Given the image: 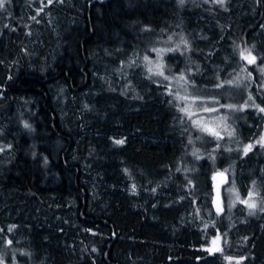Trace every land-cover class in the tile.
Segmentation results:
<instances>
[{
	"label": "trees",
	"instance_id": "trees-1",
	"mask_svg": "<svg viewBox=\"0 0 264 264\" xmlns=\"http://www.w3.org/2000/svg\"><path fill=\"white\" fill-rule=\"evenodd\" d=\"M169 36L174 72L236 94L230 140L200 148L139 63ZM261 109L264 0H3L0 263L264 264Z\"/></svg>",
	"mask_w": 264,
	"mask_h": 264
},
{
	"label": "rangeland",
	"instance_id": "rangeland-1",
	"mask_svg": "<svg viewBox=\"0 0 264 264\" xmlns=\"http://www.w3.org/2000/svg\"><path fill=\"white\" fill-rule=\"evenodd\" d=\"M213 2L219 3V0H213ZM179 25L183 27L186 26V23L181 22ZM184 44V38L176 40V38H171L170 36L160 42H150L145 47L142 56H139L138 61L144 68L148 69L149 76L156 80L157 83L166 85L170 90L175 89L176 99L181 109L185 112L190 130L194 135L193 138L197 140L196 142L200 148L210 147V145L206 144L214 139L227 138L230 140L234 137V130L228 120L232 113L231 104L237 101V96L235 93L230 92L227 94L226 102H224L220 99V96L225 92H219L217 87L210 90L202 88L201 92L193 88L194 84L191 81L189 69L183 68L180 72H174L177 65L169 62V64H166V61H169L170 56L173 53L175 54V51L183 48ZM161 72L163 75L158 74ZM236 79H231L229 82H232L231 84L233 85L243 82L241 76ZM262 138H264V129L258 139V143L264 146ZM226 175V172L218 171L213 178L216 189L219 187L217 190L220 192V196H223L222 191L224 189H226L227 194L232 191V187L228 186L226 188L225 186L222 187L223 184L220 185L221 177ZM252 196L251 194L249 199H247L249 208L253 207L250 205L255 206V203L251 200L252 198H250ZM222 201H224V198Z\"/></svg>",
	"mask_w": 264,
	"mask_h": 264
},
{
	"label": "water",
	"instance_id": "water-1",
	"mask_svg": "<svg viewBox=\"0 0 264 264\" xmlns=\"http://www.w3.org/2000/svg\"><path fill=\"white\" fill-rule=\"evenodd\" d=\"M226 180L227 178L225 176H222L220 179V185L224 184ZM217 189H219V187ZM216 204H217L218 210H220L221 208L220 196L217 197ZM224 249H225L224 239H223V236L219 233L215 235L214 237H212L209 243L203 247V250L209 252L211 256L214 255L215 253H222Z\"/></svg>",
	"mask_w": 264,
	"mask_h": 264
},
{
	"label": "snow or ice",
	"instance_id": "snow-or-ice-1",
	"mask_svg": "<svg viewBox=\"0 0 264 264\" xmlns=\"http://www.w3.org/2000/svg\"><path fill=\"white\" fill-rule=\"evenodd\" d=\"M219 2H223V0H219ZM3 6V0H0V7ZM241 56L242 58L244 59H247L249 63H253L254 62V57H251V54L248 53V55H245L244 51L241 52ZM160 75H163V73H158ZM231 107V106H229ZM261 111H264V109H261ZM218 135V134H217ZM262 141H264V138H262ZM117 143H123V141H117ZM248 148L250 149L251 148V145L248 146ZM250 206H254V205H250Z\"/></svg>",
	"mask_w": 264,
	"mask_h": 264
}]
</instances>
